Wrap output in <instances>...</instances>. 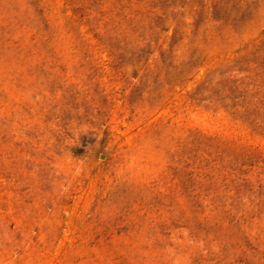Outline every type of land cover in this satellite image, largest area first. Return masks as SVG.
<instances>
[{
	"label": "rangeland",
	"instance_id": "1",
	"mask_svg": "<svg viewBox=\"0 0 264 264\" xmlns=\"http://www.w3.org/2000/svg\"><path fill=\"white\" fill-rule=\"evenodd\" d=\"M0 264H264V0H0Z\"/></svg>",
	"mask_w": 264,
	"mask_h": 264
}]
</instances>
